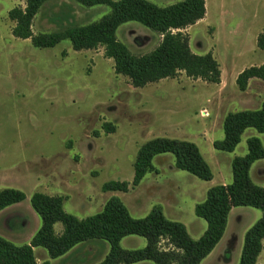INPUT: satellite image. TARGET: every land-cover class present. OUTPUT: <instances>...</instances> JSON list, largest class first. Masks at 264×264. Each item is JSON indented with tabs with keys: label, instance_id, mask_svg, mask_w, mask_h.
Wrapping results in <instances>:
<instances>
[{
	"label": "rangeland",
	"instance_id": "obj_1",
	"mask_svg": "<svg viewBox=\"0 0 264 264\" xmlns=\"http://www.w3.org/2000/svg\"><path fill=\"white\" fill-rule=\"evenodd\" d=\"M148 1L168 7L184 0ZM16 7L25 8L24 0H0V190H20L27 200L5 215L0 237L17 246L26 244L28 239L11 241L3 235L24 232L26 238L36 230L31 197L41 192L64 197L65 211L79 219L101 212L115 196L135 219L145 218L155 206H161L168 219L184 224L198 240L207 223L197 217V204L205 201L212 187L232 183V161L247 155L249 138H259L264 146V134L253 128L245 131L232 153L210 145L224 139L223 123L229 113L262 107L261 100L248 102L257 86L253 84L244 94L234 78L243 69L264 62V50L257 43L264 33V0H206L205 21L184 30L194 53L216 52L224 72L220 84L192 79L183 72L144 88L117 75L114 61L105 56L103 47L77 52L65 40L41 49L31 40L15 38L9 12ZM110 13L105 5L86 7L74 0H50L35 17L32 30L35 35L56 33L98 22ZM117 37L136 56L152 52L162 41L160 34L137 22L122 25ZM204 110L209 117L201 116ZM204 132L206 143L199 137ZM159 137L201 147L213 180L203 181L177 169L174 155L168 153L154 158L157 172L147 174L129 193L103 191L104 184L111 181L132 182L140 147ZM250 175L254 183L264 186V160L252 166ZM262 215L252 207L235 208L223 239L202 264H239L245 234ZM7 217H22L28 230L13 232L11 222L7 229ZM56 230L62 231L63 225L58 224ZM121 245L128 250L142 249L147 240L130 236ZM109 251L106 241L91 240L72 250L75 261H51L44 248H38L35 255L40 264H99ZM257 264H264V251Z\"/></svg>",
	"mask_w": 264,
	"mask_h": 264
},
{
	"label": "trees",
	"instance_id": "obj_2",
	"mask_svg": "<svg viewBox=\"0 0 264 264\" xmlns=\"http://www.w3.org/2000/svg\"><path fill=\"white\" fill-rule=\"evenodd\" d=\"M50 0H24L25 8L16 7L9 12L15 23L13 36L31 40L36 48H53L69 40L74 51L104 48L105 56L114 61L117 75L128 77L136 88L164 79H174L185 73L192 79L209 84L221 83V68L212 53L195 54L190 38L184 30L206 16V0H184L159 7L148 0H74L86 7L109 6L111 13L98 22L84 26H71L56 33H33V21ZM71 16L69 14H65ZM129 22H137L162 36L159 46L152 52L136 56L118 40V29ZM258 47L264 50V33L258 37ZM251 79L264 81V64L252 66L237 78L239 89L247 90ZM264 134V104L259 110L229 113L223 123L225 137L213 143L215 150L232 153L242 141L247 129ZM108 132L112 128L106 126ZM248 153L232 161L233 181L217 185L207 192L204 202L197 204L195 213L207 223L204 234L194 240L187 227L168 219L161 206H155L142 219H135L119 197L108 200L103 210L85 219H79L64 209L65 198L36 192L31 206L42 221L41 228L30 244L17 246L0 237V264H38L34 249L44 248L50 259L63 257L76 246L91 240L109 243L110 251L99 264H137L150 261L155 264H202L224 237L229 216L234 208L252 207L261 210L262 217L246 232L239 264H257L264 251V187L251 178L252 166L264 160V146L257 137L247 141ZM173 154L177 169L203 180L212 181V169L199 147L192 142L159 137L147 141L137 153L132 182L111 181L103 186L104 192L129 193L139 186L147 174L157 172L154 158ZM27 200L17 189L0 190V212ZM63 225L62 234L55 226ZM138 236L147 240L142 249L128 250L121 245L126 237ZM42 264H50L46 261Z\"/></svg>",
	"mask_w": 264,
	"mask_h": 264
},
{
	"label": "crops",
	"instance_id": "obj_3",
	"mask_svg": "<svg viewBox=\"0 0 264 264\" xmlns=\"http://www.w3.org/2000/svg\"><path fill=\"white\" fill-rule=\"evenodd\" d=\"M207 18V12H206V16H205V18L204 19H202V20H200L198 23H196L195 25H193V26H191V27H195L196 25H198V24H200V23H202L203 21H205V19ZM161 36V35H160ZM258 36V35H257ZM162 37V36H161ZM258 39V38H257ZM191 41L192 40H190V47H191ZM192 49V48H191ZM193 51V50H192ZM194 52V51H193ZM196 54V53H195ZM213 54V56L214 57H216V52H214V53H212ZM264 64V62L263 63H260V64H257V66H260V65H263ZM250 67H252V66H250ZM220 68H221V81H223V76H224V72H223V69H222V65L220 64ZM245 69H243L242 71H240L239 73H237L236 75H235V80L234 81H237V78H238V76H239V74L241 73V72H243ZM231 73V72H230ZM234 75V74H233ZM256 85L257 86V88H256V91L254 92V94H252V96L250 97L251 98V101L249 100H247L248 102H255L256 100L258 101V100H261V102H263L262 103V105L264 104V99L261 97V95H263L264 94V81H262V80H260V79H251L250 81H249V86H248V89L246 90V91H244L243 93L244 94H248L249 92V89L251 88V86L252 85ZM242 100H245V98L244 99H242ZM200 141L201 142H204V143H206L208 140H207V134L204 132V134H200ZM214 143V141L213 142H211L210 143V145L211 144H213ZM198 146V145H197ZM199 147V146H198ZM201 147H199V149H200ZM200 151H201V149H200ZM202 153V152H201ZM203 155V154H202ZM206 160V159H205ZM221 185H227V183L226 182H224L223 184H221ZM264 187V186H263ZM115 193V192H114ZM46 194V193H45ZM48 195V194H47ZM51 196V195H50ZM23 203V202H22ZM22 203H20V204H16V205H13V206H11V207H8L7 209H5V210H3L2 212H0V222H2L3 223V221H4V218H5V215H7V213L11 210V209H13L14 207H17V206H20V205H22ZM235 209V208H234ZM233 209V210H234ZM232 210V211H233ZM36 213V212H35ZM232 213V212H231ZM38 215V214H37ZM36 215V220H37V228H36V230L33 232V233H31L30 235H28L26 238H24L23 237V234L22 233H24V232H22V233H15V234H13L12 236H10V237H7L6 235H3V237H5V238H9V240H11V241H14V240H18V239H28L27 241H26V244H30V242H31V240L33 239V237L35 236V234L38 232V230L41 228V225L39 224V222H40V220H39V217ZM11 222V224L13 225L12 227H13V232H18V231H25V230H28V225H27V222H26V220L24 221V219H22V217L20 218V219H14V220H12V218L11 217H7V220L5 219V225H6V227H7V229L9 228V225H8V223H10ZM58 225V224H57ZM57 225L55 226V228L57 229ZM55 229V230H56ZM62 232H63V230L62 231H60V232H57V230H56V233L57 234H62ZM25 244V245H26ZM96 245V244H95ZM219 245V244H218ZM107 247V246H106ZM217 248V247H216ZM215 248V249H216ZM215 249H214V251H215ZM73 250V249H72ZM72 250L70 251V252H68L65 256H63V257H61L60 259H63V261H66V262H71V261H75V260H77V258L75 259V258H72L73 256H74V252H72ZM135 250V249H134ZM34 251H35V254L37 253V251H38V248H36V249H34ZM214 251L207 257V258H209L213 253H214ZM108 253V252H107ZM262 254V253H261ZM260 257H261V255H260ZM260 257H259V259H260ZM206 258V259H207ZM205 259V260H206ZM259 259H258V261H259ZM51 261H52V259H51ZM51 261H49L50 262V264L52 263ZM37 262H38V264H40L39 263V260L37 259ZM203 263V262H202ZM258 263V262H257Z\"/></svg>",
	"mask_w": 264,
	"mask_h": 264
},
{
	"label": "built area",
	"instance_id": "obj_4",
	"mask_svg": "<svg viewBox=\"0 0 264 264\" xmlns=\"http://www.w3.org/2000/svg\"><path fill=\"white\" fill-rule=\"evenodd\" d=\"M201 116L204 117V118H207V117H209V113L204 110V111L201 112Z\"/></svg>",
	"mask_w": 264,
	"mask_h": 264
}]
</instances>
